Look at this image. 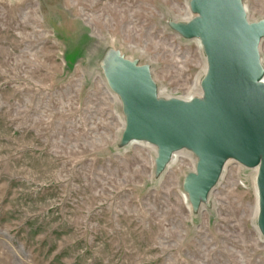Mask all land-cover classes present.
<instances>
[{"label": "rangeland", "instance_id": "rangeland-1", "mask_svg": "<svg viewBox=\"0 0 264 264\" xmlns=\"http://www.w3.org/2000/svg\"><path fill=\"white\" fill-rule=\"evenodd\" d=\"M187 2L0 0V264H264L254 169L228 161L194 212L191 153L156 175L149 145L119 147L103 57L149 66L161 98L199 97L203 54L168 27ZM241 2L264 20V0Z\"/></svg>", "mask_w": 264, "mask_h": 264}, {"label": "water", "instance_id": "water-1", "mask_svg": "<svg viewBox=\"0 0 264 264\" xmlns=\"http://www.w3.org/2000/svg\"><path fill=\"white\" fill-rule=\"evenodd\" d=\"M189 11V20L168 27L200 42L206 61L200 97L161 98L149 66L106 51L103 76L124 121L119 147L153 146L156 175L175 153L190 152L196 164L182 187L194 212L207 202L228 161L257 169L256 225L264 237V20L248 21L241 0H189Z\"/></svg>", "mask_w": 264, "mask_h": 264}, {"label": "bare ground", "instance_id": "bare-ground-1", "mask_svg": "<svg viewBox=\"0 0 264 264\" xmlns=\"http://www.w3.org/2000/svg\"><path fill=\"white\" fill-rule=\"evenodd\" d=\"M186 10H189V0H188V2H187V5H186ZM195 42L198 44V46H199V48H200V50H201V52H202V54H203V57H204V53H203V49H202V47L200 46V42L198 41V40H195ZM204 60H205V57H204ZM264 68V67H263ZM205 71H206V61H204V70H203V72L205 73ZM195 83V82H194ZM198 87L200 88V81L198 82ZM159 94V93H158ZM202 95V93H201V90L199 91V97ZM116 96V95H115ZM159 96H160V94H159ZM117 97V96H116ZM118 99V98H117ZM123 125H124V121L122 122V128H123ZM140 142H138V143H132V144H139ZM143 144V143H142ZM131 145V144H130ZM150 146V145H149ZM151 147V149L153 150V152H154V157H153V159H152V165L154 166V159H155V156H156V149L153 147V146H150ZM179 153H181V151H179V152H177V153H175L172 157H171V160H170V163L168 164V166L166 167V169H168V168H170V166L178 159L177 157L178 156H180V154ZM184 157V156H183ZM190 160V159H189ZM192 163V165H193V169L195 168V164H196V159L193 161V162H191ZM165 169V170H166ZM254 172L256 173V175H257V169H254ZM254 186H255V196H256V205H255V209H254V217L255 218H257V214H258V197H257V188H256V185H255V178H254ZM184 200L187 202V203H189V201H188V197H187V195L185 194L184 195ZM207 203H208V200H207V202L206 203H203V204H201L200 205V207H199V209H201V210H204V208L207 206ZM191 211V210H190ZM256 230H257V232L260 234V232H259V230H258V228H257V225H256ZM261 235V234H260ZM261 237L263 238V240H264V237L261 235Z\"/></svg>", "mask_w": 264, "mask_h": 264}, {"label": "built area", "instance_id": "built-area-1", "mask_svg": "<svg viewBox=\"0 0 264 264\" xmlns=\"http://www.w3.org/2000/svg\"><path fill=\"white\" fill-rule=\"evenodd\" d=\"M145 144H147V143H145ZM147 145H149V144H147ZM151 146V145H150ZM183 151V150H182ZM188 152V151H187ZM190 153V152H189Z\"/></svg>", "mask_w": 264, "mask_h": 264}]
</instances>
